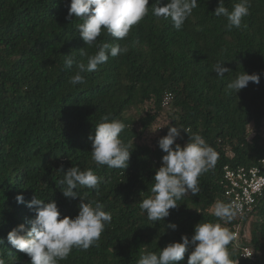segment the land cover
Here are the masks:
<instances>
[{
	"label": "trees",
	"instance_id": "16d2710c",
	"mask_svg": "<svg viewBox=\"0 0 264 264\" xmlns=\"http://www.w3.org/2000/svg\"><path fill=\"white\" fill-rule=\"evenodd\" d=\"M238 2L224 0V6L231 11ZM249 2L241 27L228 30L226 17L214 14L219 0H197L178 31L170 19L152 14L157 0H149V14L125 39L102 31L89 47L79 35L83 21L74 14L66 18L71 0H0V259L5 264H30L7 236L21 224L25 231L31 228L36 211L27 204L34 197L55 200L61 218L78 215L80 196L65 198L58 183L73 166L103 178L98 191H74L85 202L103 203L112 222L96 245L86 251L73 248L59 264H137L142 253H159L184 235L191 241L198 223L240 221L235 216L224 224L213 211L217 201L230 204L224 168L251 167L264 158V0ZM167 3L160 0L157 6ZM104 43L129 50L83 73L82 84H71L78 69L76 63L67 68L64 55L86 65ZM217 62L231 71L217 77ZM243 71L258 74L260 82L250 81L235 94L227 84ZM133 108L144 111L138 119ZM105 116L125 124L120 138L132 151L125 170L96 165L91 158L89 136ZM160 116L168 121L155 144L144 142L136 125L150 129ZM172 125L186 130L177 143L183 146L199 134L218 160L199 178L197 195L187 193L168 217L153 222L139 204L153 195L165 154L158 141ZM18 195L24 203L17 202ZM242 221L245 229L250 221L245 244L253 247L256 259L242 258L231 242L233 264H264V196ZM170 223L177 228L167 227ZM193 248L190 243L178 264H187Z\"/></svg>",
	"mask_w": 264,
	"mask_h": 264
},
{
	"label": "clouds",
	"instance_id": "9594fccd",
	"mask_svg": "<svg viewBox=\"0 0 264 264\" xmlns=\"http://www.w3.org/2000/svg\"><path fill=\"white\" fill-rule=\"evenodd\" d=\"M159 3L160 0H157L152 14L165 20L170 19L178 31L197 7V0H168L164 6H157ZM148 5L149 0H71L66 18H71L74 14L83 21L78 25L79 35L85 44L91 47L96 44L102 31L117 40L125 39L131 29L149 14ZM249 9V0L235 3L231 11L224 6V0H219L214 14L217 17H226V27L231 30L241 27L243 18L250 14ZM128 50L127 46L104 43L94 55L88 57L86 65L83 62H75L70 55H64L66 67L72 68L76 63L78 69L69 82L73 85L82 84L83 73L98 70L100 65L107 63L110 56L114 58L126 54ZM80 54L86 55L84 51ZM223 63L217 62L213 66L217 77H224L225 73L231 71L223 67ZM250 81L259 84L260 76L249 75L243 71L230 80L227 89L236 94ZM124 129L123 122L109 120L107 116L96 125L94 137L89 136L92 141L91 158L96 165L123 170L128 167L132 151H129L130 145L120 138ZM181 130L186 132L181 127L168 126L167 134L158 141L159 148L165 153L162 156V166L154 176V184L150 189L153 195L139 204L141 211L153 222L163 221L168 217L170 209H176L179 206L177 201L186 197L187 193L197 195L200 192L199 178L214 168L218 160V153L199 134L190 136L183 146L177 143V139L182 138ZM102 180L103 178L91 169L71 167L64 172L58 183L63 186L62 193L65 198L75 199L80 196L78 215L75 218H61L55 200L45 202L36 196L27 204L36 211L31 228L25 231V226L19 225L8 233V242L19 252L26 254L30 258V264H59V261L68 258L73 248L86 251L96 245L106 226L111 224L112 215L104 210L103 203L85 202L79 191L74 189L88 188L98 191ZM16 199L18 203H24L22 195H18ZM213 215L227 224L236 216V209L232 204L217 201ZM167 227L175 230L177 225L170 223ZM235 239V234L221 223H198L194 226L191 241L184 235L181 237L182 242L169 243L159 253H142L137 264H178L184 261L190 243L194 248L188 255L187 264H233L228 246ZM0 243H3V240H0ZM0 264H5V261L0 259Z\"/></svg>",
	"mask_w": 264,
	"mask_h": 264
},
{
	"label": "built area",
	"instance_id": "2783aa9c",
	"mask_svg": "<svg viewBox=\"0 0 264 264\" xmlns=\"http://www.w3.org/2000/svg\"><path fill=\"white\" fill-rule=\"evenodd\" d=\"M224 180L226 184L225 195L230 204L235 206L236 217L239 222L222 225L232 231L236 239L232 242L238 248L240 256L244 259L255 260L254 249L245 244L249 237L243 219L249 217L257 204L264 196V158L257 165L251 167L224 168Z\"/></svg>",
	"mask_w": 264,
	"mask_h": 264
},
{
	"label": "rangeland",
	"instance_id": "374dc122",
	"mask_svg": "<svg viewBox=\"0 0 264 264\" xmlns=\"http://www.w3.org/2000/svg\"><path fill=\"white\" fill-rule=\"evenodd\" d=\"M132 114L135 116V118L138 119L140 113L144 112L142 111V109H138V108H133L131 110ZM168 121L166 116H160L152 125V127L150 129H146V130H142V125L140 124V122H138V124L136 125V127L138 128V131L141 133V139L144 142H148L151 144H155L154 139L157 138L162 131V128L164 127V125L166 124V122ZM246 229L249 228L250 225V221H246Z\"/></svg>",
	"mask_w": 264,
	"mask_h": 264
}]
</instances>
